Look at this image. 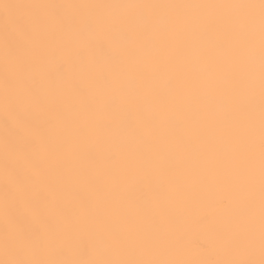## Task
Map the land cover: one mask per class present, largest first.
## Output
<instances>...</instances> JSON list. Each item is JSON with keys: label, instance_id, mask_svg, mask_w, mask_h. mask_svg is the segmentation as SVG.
<instances>
[{"label": "snow or ice", "instance_id": "snow-or-ice-1", "mask_svg": "<svg viewBox=\"0 0 264 264\" xmlns=\"http://www.w3.org/2000/svg\"><path fill=\"white\" fill-rule=\"evenodd\" d=\"M0 264H264V0H0Z\"/></svg>", "mask_w": 264, "mask_h": 264}, {"label": "bare ground", "instance_id": "bare-ground-1", "mask_svg": "<svg viewBox=\"0 0 264 264\" xmlns=\"http://www.w3.org/2000/svg\"><path fill=\"white\" fill-rule=\"evenodd\" d=\"M111 2V0H110ZM202 238V234L199 232H192L189 236V244L192 248H195L196 243Z\"/></svg>", "mask_w": 264, "mask_h": 264}]
</instances>
